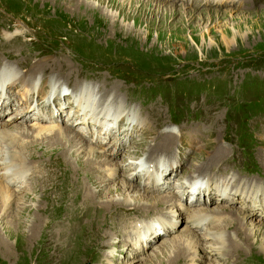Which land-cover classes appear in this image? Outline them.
Returning a JSON list of instances; mask_svg holds the SVG:
<instances>
[{"label": "rangeland", "instance_id": "374dc122", "mask_svg": "<svg viewBox=\"0 0 264 264\" xmlns=\"http://www.w3.org/2000/svg\"><path fill=\"white\" fill-rule=\"evenodd\" d=\"M159 1L164 3L147 8L141 4L123 5V0H0V59L5 76L13 77L7 68L9 63L13 64L12 61L19 60L22 56H29L25 60L26 68H16L15 76L19 77L25 71L31 73L32 69L38 66L47 67L49 72L63 73L64 79L67 78L69 84L74 83L77 89H88L102 98L108 92L114 93L117 97L113 98L114 101H124L120 115L128 116L127 123L137 121L142 131L147 129V134H141V142L135 141L140 138L142 132H134L131 136L128 132L122 137L110 134L103 140L98 132L91 131L101 139L96 148L91 147L103 152L105 157L109 156L113 163L120 166L95 199L104 200L107 195L117 198L123 195L121 192H129L132 188L133 191L141 190L147 200L164 194H174L186 199L181 201L185 211H179L183 218L174 221V229L169 232L160 230L159 234L150 231L148 237H144L147 227L160 224L166 229L165 225H169L167 220L166 223L162 222V214L172 210L171 202L164 208L147 206L149 208L143 211L108 207L106 212H113L108 211L105 217V211H100L93 220L96 204L92 205L90 200L83 199L84 185H87L86 190L90 184L93 185L90 173L76 169L80 186L75 187L72 184L76 183L77 178L73 174L75 172L70 171L71 164L74 163L67 162L57 151L52 150L56 147L55 144H48L43 138L36 140L28 137L23 142L32 141L37 144V149L27 148L24 152L20 147L19 155L36 164L53 160L51 171L56 168L49 186L58 204L55 209L49 204L46 212L51 217L60 215L49 225L46 231L49 238L40 245V249L49 247L52 239H60L59 228L67 229L70 223L76 220V215L81 217L75 233L69 232V239L59 240L56 252L48 255L47 261L52 264H102L105 262L104 255L107 251H113L108 257L109 264H180L178 261L181 262L183 258H187L186 264H191V254L182 258L173 257V244H176L175 248L181 246L179 239L186 241L191 237V232L196 230L194 234L201 236L207 230L209 226L201 225L185 229L188 224L184 221L188 209H204V205L209 207L206 208L210 209V212L216 211L217 209L212 208L218 206L236 211L239 217V213L247 214V219L240 226L235 224L234 220L233 224L228 225L231 223V217L229 220L223 218L211 223L219 233L225 230L229 239L232 234H237L239 243L242 246L244 244L242 250L245 249L246 253L230 251L223 258L216 256L210 264H264V219L260 218L258 213L252 215V209L240 207L242 204L248 205L243 201L248 196L246 191H251L248 187L250 181L255 187L264 190V0H221L216 3H205L204 0ZM183 6L188 7L187 14L183 13ZM173 7L174 12H170ZM30 37L33 38L30 40ZM7 52H12L13 56L7 55ZM54 58L61 60L52 66ZM29 59L32 60V66L28 62ZM65 70L68 73L73 70L72 75H79L78 78H71ZM40 79H44L40 81L43 87L49 81L50 85L43 92L39 88V91L31 92L30 97L33 98L30 100V106L21 108V114L40 115L39 111L31 109L32 105H44L41 103L43 100L53 104V96L58 93L64 98V105H58L60 108L75 107L73 103L76 99L73 102V96L75 98L74 93L77 91L73 87L65 84L63 79L58 80L53 73L37 72L33 82H39ZM17 80L9 94H12L11 99L22 102L28 95H19L21 88L18 83L21 79ZM2 86L6 89V86L0 83V87ZM105 98L110 100L108 95ZM11 99L6 103V108L11 106ZM117 105L120 106L117 103L112 105V108ZM54 112L59 115V110ZM47 113L50 114V111ZM59 117L62 128L68 126L78 132L76 125L67 123L66 114ZM16 123L24 127L30 125L29 121ZM94 124H104L103 126L108 128L105 126L106 121H96ZM120 125L122 123L115 127L116 131ZM179 131L183 143L174 147L166 145L173 138L171 133L174 132V136L179 137ZM157 133H160L158 136L163 140L157 139L154 144L153 136ZM116 139L125 141V144L115 147ZM153 145L155 148L152 150L155 152L151 153L152 157L148 160L151 171L146 173L147 176L144 175L148 177L149 183H141L144 172H137L131 167V173L125 168L128 165L135 166V163L141 162V158L142 162L147 161L145 149L152 148ZM165 157L168 160L165 163L172 164V167L177 169L168 171L162 167L158 168L156 163L162 162ZM217 164L219 165L216 166ZM142 166L139 165V168ZM30 168L28 175L24 177V181L29 179L30 183L27 182L20 188V191L30 187L37 190L32 193L31 189L29 190V194L24 197L28 202L20 211L27 226L24 228L25 224H22L21 229L15 221L16 232H10L9 227L13 225L8 222L13 220L14 211L4 217L0 213V241L3 240L10 247L8 250L0 248V264H35L31 251L34 252L33 249L37 248L35 245L34 248L31 247L34 241L30 242L28 238L29 222H26V217L35 215L30 209L32 203L38 199L34 196L40 195L41 189L46 188H43L40 179L31 178L37 169L34 166ZM109 168L110 165H104L101 175L106 174L105 170ZM192 169L193 173L190 172ZM10 171L8 172L11 173ZM40 172L42 173V170H38L36 175H41ZM195 172L200 173L194 174ZM224 177L234 184L241 182L233 188L241 187L244 191L241 189L240 193L234 194L230 192L229 195L233 194L230 197L226 193V182L224 194L218 191L216 185L205 184L200 187L203 178H218L219 181ZM162 181L167 187L157 191V186ZM245 181L246 183H243ZM108 186L113 189L104 194ZM211 188L214 190L207 193ZM217 194L228 198V201H234L222 203ZM225 194L227 196H223ZM238 197L241 200H238ZM262 197L264 200V194ZM248 202L250 206L254 204L249 200ZM129 217V222L133 221L134 225H138L134 228L138 238L144 237V240H137L139 251L135 249L136 246L132 248L126 244L123 235L120 236L119 230H124V233L130 230L125 220ZM97 218L102 226L98 224ZM115 220L121 225L116 226ZM260 224L263 228H256ZM252 225H255L254 229ZM238 227V233L243 235L237 233ZM108 232H111L110 239L104 235ZM248 233L249 242L260 244L261 252L244 240L245 234ZM111 246L115 248L110 249ZM207 250V247L203 248L201 254H207Z\"/></svg>", "mask_w": 264, "mask_h": 264}, {"label": "bare ground", "instance_id": "6f19581e", "mask_svg": "<svg viewBox=\"0 0 264 264\" xmlns=\"http://www.w3.org/2000/svg\"><path fill=\"white\" fill-rule=\"evenodd\" d=\"M123 1H125V3H123V5L129 4L130 6H132L135 4H141L147 8H152V7L159 5V3H164V1H159V0H143L142 2H140L138 0H123ZM204 1H205V3H216V2L221 1V0H204ZM228 2H230V1H228ZM222 3L223 2H221V4ZM187 8L188 7H185V6L182 7L183 13H185V14L188 13ZM173 10H175V7H173L170 12H172ZM9 40H10V38L7 39V41H9ZM2 45H3V43H2ZM12 52H14V51H12ZM12 52H7L6 54L13 56ZM28 57L29 56H25V57L22 56L19 58V60L17 59L16 61H12L13 64L9 63L8 66H10V67L7 66V68H8V71H10L13 75V77L11 76V78L8 76H5L3 74L2 60L0 59V83L4 84L6 86L5 94L7 95V98H9V99L12 98V94H9V91L11 90L12 86L15 84L14 82L18 81L17 80L18 78L21 79V80H19V83H18L20 88H21V92L19 95H21V97L23 94L28 95V97L26 99L22 100V102L24 103L23 104L24 107H21V108H27L30 106V100L33 98V97H30L31 92L39 91V90H37V88L41 89L43 92L44 89L46 87H48V85H50L49 84L50 81H49V82H46V84L43 87L41 85L40 81H42L44 79H42V80L40 79L39 82L38 81L33 82V79L36 78L37 72L38 73L43 72L45 74H46V72L49 74L53 73L56 75L58 80L63 79V82H65V84H68L69 86L73 87L77 91V93H74L75 98L73 96V99H74L73 102L76 99L75 103H73L72 101H69V103H73L75 107L70 106V107H68V109H64V106H63L60 108L58 105H60V106L62 104L64 105V103H62V101H64V98L60 93H58L57 96H53L54 97L53 98V104L52 103L50 104V101L43 100L41 103H44V105H39V104H37V106L35 105V107H38L37 109H41L42 112L47 113L50 111V114L47 113L50 116H48L47 114H44V113L42 115H37L35 113L34 115L29 116V115L21 114L22 111L20 109L19 111H13L11 113L9 112V114H11L13 116V118L8 120V122L5 120V117L7 115L2 116L3 119L0 118V161H4V163L2 165L0 164V172H5L7 174V173H9L8 171L11 170L10 171L11 175L13 174V176H14L12 180L11 179L6 180V178L3 179V177L0 176V213H1V216L4 217L5 215H7V216L11 215L12 214L11 211H14L12 214L13 220H9V222H8V224L11 223L13 225L12 227H9L10 232H13V233L16 232V229L14 228L15 227L14 225L16 223L15 221H17L16 225L18 224L19 228H21V229H23L22 224H25L24 223L25 218L24 219L21 218L22 212H20V211L22 210V206H26L25 203L28 202L24 199V197L27 194H29V190L31 189V187L29 189L27 188V189L22 190V191H20V188L22 186H24L25 183L29 182V179H28V181L27 180L24 181V179H25L24 177L26 175H28L29 170L31 169L30 168L31 166L32 167L34 166L37 169V170H35V174L33 176L31 175V178L33 180H37V178L40 179L42 182L43 188H46L43 190L41 189L40 195L34 196V198L38 197V199L35 201L34 204L32 203L33 206H31L32 208H30V209L34 211L35 215L34 216L29 215L28 217H26L27 218L26 222H29L28 230H27L28 231V238H29L30 242H32V240L34 241L33 243H31V247L34 248V245H35V247L37 248V249H33L34 252L31 251V253L33 255L34 263L35 264H48V263L52 264V263L47 261L49 258L48 255L56 252L57 245H59V243H57V242L59 240L65 241L66 239L70 238L69 232L75 233V231H76L75 229H77V227H78V220L81 217H80V215H76V220L72 221L67 229L59 228V229H61L60 239L58 238L56 241H54L52 239L51 242L49 241L50 243L48 242L50 245V246L48 245L49 247H47L44 250H42V248L40 249V245L42 243L47 242V240L49 238L48 235H46V231H48L49 225L53 224V222L56 221V219L60 215V214H57V215L51 217L46 212L47 211L46 209L48 208L49 204H52V205H50V207L54 208V209H55L56 204H58L57 201H55L54 196H52L53 190L50 187L51 186L50 181L52 180V178L56 172V168L51 171L53 160H51L50 162L46 161L43 163L42 162L38 163L36 161L38 163V164H36L33 162H29V160H26L25 158H23L22 155L21 156L19 155L18 150L20 147H21V151H24L27 148L37 149V144H34V142H32V141L23 142L24 140L28 139V137L35 138L36 140L43 138L46 140V142H48V144H50V143L53 145L55 144L56 147L52 150L57 151L58 155L60 157L65 158V160L67 162L74 163V164H71L72 168L70 169V171H71V173L75 172L73 174L77 178L76 183L72 184L75 187L80 186V183L78 181L79 173L76 171V169H78L79 171L85 170L88 173H90V175H91L90 180H91V183L93 185L91 186V184H90L88 190H86L87 185L86 184L84 185V189H83L84 190V198L83 199L90 200V203H92V205L96 204V206L94 208L95 211H94L93 216H92L93 220H94V218H96L98 216L97 214L100 211H105V213H104L105 217H106V214L108 213V211L113 212V210H108L106 212V209H109L108 207L115 206V208H118V209L120 208V210H123L121 208L125 207L126 210H128V211H130V210H132V211H134V210L143 211L144 209L149 208V207L164 208V206L166 207L171 202V204L173 206L172 210L169 211V213H163L162 214V218H163L162 222L166 223V220H167V224L169 223V225H167V226L165 225L166 229H163L162 226H160V224L157 226H149V227H147V230H145L147 233L144 235V237H146L150 231L151 232H157L158 234H159L160 230H166L167 232L172 231L174 229V226H175L173 224L174 221L176 222V220H178V219L180 220L181 218H183L179 212V211H185L184 207L182 206L183 204L181 203V201L186 200L183 197L179 198L177 195H174V194H164V195H161L160 197L152 198V200H147L146 197L143 195V193L140 192L141 190H134L133 191L134 188H132V190L129 192L124 190L123 192H121L123 195H120L117 198H115L112 195H107V197H104V200L99 199V198H98V200L95 199L96 197H98V195H100L102 193L103 189L108 185V183L110 182V179L116 174V170H118V168L120 166L113 163V161L109 159V156L105 157V154L103 152H100L98 149L95 150L94 148H96L97 142L94 141L92 138H90L89 135L86 136L84 134H87L88 131L95 130V132L99 133L100 138L104 140L106 138V136L110 135V134H114L117 137H119V136L122 137V136H126L128 132H130L129 136H131L132 133H134V132H142V133H140V138L137 139L135 142H141L143 140L142 139L143 136L141 138V134H147L146 133L147 129L145 131L143 130L144 131L143 132L141 130V128L138 127L137 121H135V122L133 121V123L132 122L127 123L128 116L120 115L121 114L120 109L123 106L124 101L122 99H121V103L117 102L116 100L114 101L113 98L117 99L116 94H114V93H110V92L106 93V95L103 96V98H104L103 99L102 96H100L99 94H97L95 92H90L88 89H84V90L77 89L74 86V83L69 84V81L67 80V78L64 79L65 75L63 73L58 74L55 72H49L47 67L43 68L41 66H38L37 68L32 69L33 72H31V73H27V71H25L24 74H22L21 76H19V77L15 76L14 73H15L16 68H19L22 70H23V68H26L24 66V64H25L26 58H28ZM33 58L34 57H32V59ZM29 60L30 61H28V62L32 66V64H31L32 60L31 59H29ZM59 60H61V59L54 58L53 62L51 61L53 63L52 66H55V64L58 63ZM80 61L82 62L81 59H80ZM62 62H64V60H62ZM8 71H6V73ZM65 73L68 76H71V78L74 77L75 79L78 78V76H79V75H77V76L72 75L73 70L69 73L67 72V70H65ZM0 94H1V92H0ZM107 95L110 97V100L109 99L107 100L105 98ZM7 98L4 97V101L6 103H8V101H9ZM11 100H12L11 106L15 105V103L18 102V101H16V99H11ZM66 101H67V99H66ZM117 103L120 106L117 105V106H115V108H112V105L117 104ZM11 106L10 107L8 106V108L10 109ZM56 106H58V107H56ZM4 108H6V107L4 106ZM4 108H2V110H5ZM8 108H6V109H8ZM56 108H59V109H56ZM32 110H34L33 107H32ZM55 110H59V115L56 112H54ZM67 110H68V112H67ZM26 112H27V110L25 111V113ZM100 113H101V116H99ZM65 114H66V118H67V123L76 125V127H77L76 129H78L77 131L80 132L81 134L80 133L77 134L78 132L77 133L74 132L71 128H68V126H65V128H62L60 126V117L59 116L65 115ZM127 115H129V114H127ZM113 117H116V118H113ZM84 119H86V120H84ZM18 121H21V122L22 121L23 122L29 121L30 125H29V127H24V126L16 123ZM96 121H101V122L106 121L107 124H105V126H107L108 128H105L103 126L104 124L103 125L102 124H94ZM120 123H122V125H120V128L116 131L115 127H118V125ZM8 126H10V128H8ZM100 126H102V127H100ZM153 130H155V129H153ZM151 131H150V133H151ZM147 132H149V130ZM179 133H180V135L178 137V136H174L175 133L172 132L171 134L173 135L172 136L173 138H171L168 141L169 143L165 142L166 145H168L169 147L172 145V147H174L178 143L182 144L183 139L181 141V138H182L181 131H179ZM158 134H160V133H157L156 135L153 136L155 138L154 144L156 143L157 139L161 138V136H158ZM100 138H99V140H101ZM173 139H174V142H173ZM162 140L163 139L161 138L159 141H162ZM115 141L117 142V143L115 142V147L125 144L124 143L125 141H122L119 139H116ZM112 145H113V143H112ZM91 146H93L94 148ZM131 147H133V145ZM153 148H155V145H153L152 148H150V147H148L146 149L144 148L145 154L147 155V158H149V159L152 157V156H150L151 153L155 152V150H152ZM24 152H26V151H24ZM83 152H86V153H83ZM128 152H130V151H128ZM49 154H51V153H49ZM169 157L170 156H168V159H169ZM165 161L166 162L168 161L166 157L164 158V160L162 162H160V161L157 162L156 164L159 165L158 168L162 167L168 171H170V170L174 171L175 169H177V167L173 168L172 164H166ZM6 162H9V164L5 165ZM139 163H141V162H139ZM139 163H135V166L134 165L133 166L128 165L125 169L128 168L127 170H129L132 173V171H133L131 169V167H132L137 172H140V171L144 172L143 173L144 175H146V173H150V171H151V165L150 164L149 165H143V166L141 165L142 167L139 168ZM104 165H110V168L105 170L106 174L101 175V171H102L101 169ZM218 165L219 164H217L216 166H218ZM38 170L39 171L42 170V173L40 172L41 175H36ZM168 171H167V173H168ZM193 171L194 170L192 169L190 172L193 173ZM130 172H128V173H130ZM68 173H69V171H68ZM196 173H200V172H195L194 174H196ZM164 176H162V180L164 179L163 178ZM185 177L188 178L187 176H185ZM26 178H28V177H26ZM203 179H202V181H203L202 184L205 182L204 184H207L210 186L216 185L218 187V191L221 192L222 194L225 193L224 192L225 182L228 184V186L226 187V193H228V195L230 192H232L233 194L235 192L240 193V190L243 189L241 187H239L238 189H236V187L233 188V186H236L237 184H239V181H237V184H234V182L233 181L231 182V180H229L227 177H224L219 181H218V178H212V179L210 178L208 180H206V178H203ZM47 181H49V182L46 183ZM144 181H146V183H149L148 177H144ZM243 183H246V181ZM199 184H200V182H199ZM251 184H252V187H251ZM163 187H167V185L165 184V182L162 181V183L158 184L157 191L164 189ZM248 187L250 188L251 191H249V190L246 191L248 196L243 202L246 201V203H248V205L250 207V204L248 202V200H249L251 202H254L253 207H255V204H257V206L259 205L261 208L264 209V200L262 199L263 198L262 195L264 194V190L262 188L255 187L254 184L252 183V181L249 182ZM112 189H113V187L110 186L109 188L106 189L107 191L105 190L104 194L107 192H110ZM123 189H125V187H123ZM35 190H36V188L33 187V189H31V193ZM212 190H214V188H211V190L207 193L212 192ZM243 191H244V189H243ZM76 192H78V190ZM193 192H194V194H196L194 190H193ZM205 192H206V190H205ZM233 194H230L229 196L232 197ZM189 195H192V194L189 193ZM217 198L222 203H224L225 201H228V198H225L222 196L220 197V194H217ZM250 199H252V200H250ZM238 200H241V199L239 198ZM190 203H192V202H190ZM19 204L21 206H19ZM147 206H149V207H147ZM202 207H204V209H195V208L188 209L189 210L188 213H186V215H184V221H185L186 225L188 224V226H187L188 228H185V229H191L192 227H196V225L200 221L201 222L207 221V223H203L201 226H203V227L209 226V227H207V230L201 236L198 233H197L198 235L194 234V232H196V230L194 229L195 231L191 232L192 235H191V237H189V240L181 241L179 239L178 243H181V246H178L175 248L176 244L174 243L173 244V246H174L173 257L174 258H176V257L182 258L184 256L187 257L188 254H191L192 257L189 258V262L191 264H200L201 262H204V261H207L208 264H210V263H212V260H214L216 258V256L220 255L223 258L224 256H227L230 251L235 250L236 252L246 253V252H244L245 249L242 250V247L244 246V244L242 246L239 243L240 241L236 237L237 234L236 235L232 234L231 238L229 239V238H227V235H225L226 234L224 232L225 230L223 231V233H219L217 230H215V227L212 226L211 223H213L215 220H220L223 218H226V220H229V218L231 217V221H230L231 223H229L228 225L233 224L232 220H234V223L240 226L242 224V222L247 219V217H246L247 214L239 213L240 214V217H239L237 215L236 211H233L230 208L223 209V207L220 208L218 206H215L212 209H214V210L217 209V210L210 212V209H208L209 208L208 206L204 205ZM202 207H200V208H202ZM206 207H208V208H206ZM253 207L251 208L252 209V215H254V213H259L260 208H253ZM56 209H58V208L56 207ZM128 211H127V213H128ZM59 213H60V211H59ZM118 213H122V211H118ZM175 213H177V214H175ZM111 216L113 217L114 214L112 213ZM169 218H171V219H169ZM260 218L264 219V217H260ZM129 219H131V217H129L125 220L127 223V227L130 230L125 232V233H124V230H119V232H120V236L123 235L122 237H124V242L126 244L130 245L132 248L136 246L135 247V249H136L137 246H139L137 240L138 239L144 240V237L138 238V236L134 230V228L138 227V225H136V224L134 225L133 221H132V223L129 222ZM106 220L110 223L109 218H107ZM117 222L118 221H116V220L114 222V223H116V226L121 225ZM121 223H122V221H121ZM98 224L100 226H102L100 224V220H99ZM26 226H27V224H25L24 228ZM254 227H255V225H252L253 229H254ZM239 228L240 227H238V229H237V233L239 231ZM256 228H258V229L263 228L262 224L256 226ZM68 230H70V231H68ZM252 231L253 230H251V232ZM251 232H250V234H251ZM110 234H111V232L104 233V235H106L107 238H109V239L111 237ZM238 234H240V233H238ZM250 234L249 233L245 234L246 238L245 239L243 238V239L247 241V244L249 243V245L256 247L257 250L261 252L262 248H259L260 244L257 243L258 245H255V244H251L249 242L250 241ZM240 235H243V234H240ZM150 236H152V233ZM154 237L155 236L153 235L152 238L154 239ZM17 238H18V236H17ZM75 239L77 240V236L75 237ZM29 240L25 239V241H28V242H29ZM203 240H204V242H203ZM207 243H208V245H207ZM196 247H197V250H196ZM206 247L208 249L207 254L202 255L201 251L203 248H206ZM0 248H2L3 250L10 249V247H8V244L6 242H4L3 240L0 241ZM111 248H115V246L114 247L111 246L110 249ZM111 252H113V251H110V252L107 251L105 253V255H104L105 262H103L102 264H109L108 257H110L109 255ZM102 254H104V253H102ZM248 254H250V253H248ZM96 255L99 256V253H97ZM186 259L187 258H183L181 262L180 261H178V262L180 264H186Z\"/></svg>", "mask_w": 264, "mask_h": 264}, {"label": "water", "instance_id": "95a60500", "mask_svg": "<svg viewBox=\"0 0 264 264\" xmlns=\"http://www.w3.org/2000/svg\"><path fill=\"white\" fill-rule=\"evenodd\" d=\"M85 264H90V263L87 262V263H85Z\"/></svg>", "mask_w": 264, "mask_h": 264}]
</instances>
